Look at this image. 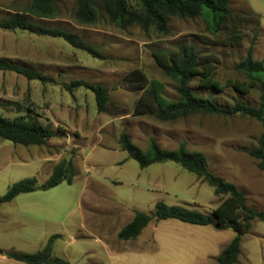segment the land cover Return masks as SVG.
Returning a JSON list of instances; mask_svg holds the SVG:
<instances>
[{"label": "rangeland", "instance_id": "obj_1", "mask_svg": "<svg viewBox=\"0 0 264 264\" xmlns=\"http://www.w3.org/2000/svg\"><path fill=\"white\" fill-rule=\"evenodd\" d=\"M53 2L57 9L54 18L29 16V20L46 28L76 34L95 47L102 58L94 59L61 39L2 29L0 57L37 70L59 84L83 80L104 85L108 88L110 104L106 113H98L94 95L89 90L79 88L69 94L59 85L42 84L13 72L0 71V116L14 120L24 117L28 114L26 109H30V115L42 125H51L54 133L44 146H16L22 151H15L30 155L39 149L45 156L49 154V171L38 173L35 164L34 169L16 175L11 166L6 167V161L2 163L11 172L0 180L1 188L25 178L37 180L38 190L16 210L34 211L35 233L38 221L49 217L43 233L61 234L70 220L64 219L72 211H76L71 218L73 222H79L77 211H83L85 226L93 225V230L98 232L102 224L100 218L106 213L114 215L109 219L111 225L120 229L130 222L135 212L153 213L157 202L205 213L221 201L217 200L212 187L175 163H156L140 169L137 162L120 150L118 140L122 132L142 152L148 150L153 140L162 150L174 151L184 144L187 151L202 153L211 173L235 184L245 196L248 207L264 210V172L257 169L258 160L249 155V151L257 148L263 133L260 122L248 117L213 114L188 115L172 121L134 116L133 108L142 92L133 90L135 84L128 80L131 72L141 71L148 81L156 80L164 86L162 95L168 101H175L174 83L158 68L154 55H170L179 45L190 44L201 66L211 71L220 86L228 81L247 83L248 78L236 67L245 59L251 45L253 59H264V0H229L232 18L215 35L200 18L172 17L167 34L152 29L143 31L137 25L120 29L109 20L100 4L96 6L95 22L81 24L74 16L78 0ZM30 3L31 0H0V20L24 11ZM198 83V77L194 78L189 84L190 90L218 105L231 106L239 102L257 106L259 101V83L247 94L229 87L220 91L203 89ZM11 103H18L21 110L17 112ZM62 160L72 162L73 182L40 190L48 178L47 172L51 173ZM45 167L47 169V163ZM6 191L4 188L0 196ZM96 215L98 218H94ZM170 222L181 224L176 220ZM251 232L259 235H246L242 247H252L255 264H264V223L252 221ZM232 233L227 230L222 235L211 234V240L205 238L204 241L213 246L227 240ZM57 243L63 245L61 241ZM38 248L36 241L32 250L35 252ZM60 251L52 257L60 258ZM182 264L187 263L182 261Z\"/></svg>", "mask_w": 264, "mask_h": 264}, {"label": "trees", "instance_id": "obj_2", "mask_svg": "<svg viewBox=\"0 0 264 264\" xmlns=\"http://www.w3.org/2000/svg\"><path fill=\"white\" fill-rule=\"evenodd\" d=\"M97 4L109 20L120 29L137 25L141 30H154L160 34L169 32L170 18L196 19L200 18L207 25L211 34H216L227 21L232 18L233 12L229 8V0H78L74 13L75 19L81 24L95 22ZM57 15L53 0H31V3L22 12H16L9 18L0 20V29L7 31L21 30L36 36L52 39H61L72 48L82 51L94 59H101L95 47L85 42L76 34L58 28H46L33 23L29 16L36 18L52 19ZM252 17V16H251ZM256 19V17H253ZM257 21V20H256ZM258 23V21H257ZM253 46L247 51L245 59L237 65V70L247 78V83L228 81L220 86L214 79L211 71L199 63L194 47L190 44H181L173 54L154 55L158 68L167 76L175 86L177 99L168 101L163 95L164 86L156 81H148L141 71H133L128 75V80L135 84L133 90L141 91V95L133 108L134 116H154L160 121H172L194 114H213L224 117H248L260 122L263 133L257 141V148L249 151V155L258 160L257 169L264 172V59L256 61L252 57ZM0 71L13 72L27 80H35L42 84L59 85L72 94L73 91L84 88L93 93L98 113H106L110 104L108 88L101 84H92L83 80H72L69 83H57L32 68L15 64L10 60L0 57ZM198 77L199 87L220 91L231 88L241 94H247L256 83L261 85L257 106L236 102L231 106H222L214 103L210 98L195 95L189 84ZM15 110H21L18 103H11ZM28 114L14 120L0 116V138L21 146H44L49 139L54 137L51 125H42ZM114 114V113H111ZM118 144L120 150L134 160L140 169L156 163L172 162L182 169L193 174L197 179L207 183L213 188V193L221 199L219 206L210 213H201L179 206H167L157 202L153 213L135 212L132 220L117 234L118 240L135 239L152 220H177L194 226H213L218 230L230 229L234 233L233 239L217 257V264H235L241 253L242 237L251 230V222L258 220L264 223V210L258 211L247 206L246 198L235 184L225 181L208 170L206 158L202 153L189 152L181 144L177 150L166 151L160 149L151 140L148 150L142 152L132 144L127 135L120 134ZM73 165L70 160H62L52 169L48 180L40 190H48L66 182L72 183ZM35 177L25 178L10 185L2 196L0 206L12 201L20 194L31 193L38 190ZM60 235H52L44 248L35 253H20L0 250V255L24 264H70L59 258H52L53 242Z\"/></svg>", "mask_w": 264, "mask_h": 264}, {"label": "crops", "instance_id": "obj_3", "mask_svg": "<svg viewBox=\"0 0 264 264\" xmlns=\"http://www.w3.org/2000/svg\"><path fill=\"white\" fill-rule=\"evenodd\" d=\"M5 141L0 138V180L7 178L11 172L6 169L8 166L12 167V172L16 175L20 171L30 170V168L34 169L35 164H37L38 173L41 170L43 172L49 171V163L51 161L49 154L45 156V153L40 152L39 149L30 155L24 151L17 154L15 151H22V149H16V146L21 145L13 144V147H11ZM41 154L42 156L39 158ZM3 161L8 163L6 167L2 165ZM29 163L31 166H28ZM46 163L48 164L47 169L45 167ZM51 173L47 172L48 178ZM12 184H4L2 188L0 187V195L4 188L6 190ZM35 192L20 194L12 201L0 206V250L28 254L35 253L41 251L52 236L42 231L45 224L49 223V217L38 221L39 225L35 233L33 230L34 211L23 210L16 212L19 206L23 202L29 201L31 194ZM220 202L214 209L219 206ZM214 209H210L205 213H210ZM75 212H70L64 220L68 218L71 220ZM77 216L79 218L78 223L73 222V220L70 222L69 220L65 226L66 229L61 234H57L60 235V238L53 242L51 257L55 255L56 251L59 253L61 250L59 259L70 264H182V261L187 264H217V257L229 244L230 239L232 240L234 237V233H232L224 242H218L212 246L210 243H206L204 239L208 238L211 240L209 237L211 234L222 235L224 231L230 229L218 230L210 225L194 226L182 222L178 224L170 222L172 219H169L162 221L152 220L135 239L123 241L118 240L117 234L124 226L120 229H115L111 225L110 220L113 218V214L106 213L100 218L102 224L98 232L93 230V225H89L90 228L85 226L86 219H84L85 214L83 211H77ZM94 218H98V216L96 215ZM100 219L98 221L101 223ZM28 225L31 226L29 229ZM248 234L252 237L259 235L251 232V230ZM201 235L204 237H201ZM246 235L242 237L241 253L238 257V262L235 264H255L252 256V247L247 249L242 247ZM36 241L39 243V248L34 252L32 245ZM57 241H61L63 245H58ZM97 247H99V250H97ZM52 258H57V256ZM9 260L12 259L0 255V264H24L15 260H13V263Z\"/></svg>", "mask_w": 264, "mask_h": 264}]
</instances>
